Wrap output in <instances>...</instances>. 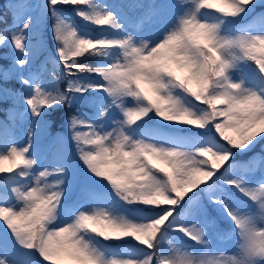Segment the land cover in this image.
Masks as SVG:
<instances>
[{
    "label": "snow or ice",
    "instance_id": "obj_1",
    "mask_svg": "<svg viewBox=\"0 0 264 264\" xmlns=\"http://www.w3.org/2000/svg\"><path fill=\"white\" fill-rule=\"evenodd\" d=\"M258 8L264 0L5 5L0 22L9 12L14 22L0 30V104L12 101L0 120V264H254L264 256ZM46 22L54 55L45 60L67 80L64 91L55 73L43 82L37 64L46 49L33 41ZM74 104L88 111L67 116L70 136L54 138L51 159L39 155L53 114ZM68 140L87 177L76 198ZM206 228L231 237L230 253L210 247Z\"/></svg>",
    "mask_w": 264,
    "mask_h": 264
},
{
    "label": "rangeland",
    "instance_id": "obj_2",
    "mask_svg": "<svg viewBox=\"0 0 264 264\" xmlns=\"http://www.w3.org/2000/svg\"><path fill=\"white\" fill-rule=\"evenodd\" d=\"M6 1L7 0H5V2ZM121 1H123V0H121ZM13 2H20V3L26 4V5L30 6V7H33V6H35V5L39 4V3H42L43 0H8V4L13 3ZM109 2L118 4V0H109ZM137 12H138V10H137ZM8 16H9V14H8ZM48 19L50 20V18H48ZM74 20H75V23L78 25L77 18L74 17ZM13 22H14L13 21V18L9 16V23H6L4 25V28L3 29H5L7 26L11 25ZM46 27H47V22H46L45 26L41 29V31L38 34V36L33 41V43L36 44L37 47L40 46L41 42L43 43V45L45 47V42H44V39H43L42 36H43V30ZM45 61L46 60H43L42 61L43 63H42V67H41V79L43 80V82L47 83L51 79V74L52 73L57 74L56 71H59V69L56 67L55 63H53L52 66H47L46 63H45ZM39 65H41V63H39ZM56 81H57L56 86L61 90V88H60V78L57 75H56ZM2 86L3 85L0 84V87H2ZM8 87L10 89H13V90H19L21 86L19 84H16V85H10ZM166 123H169V122H166ZM30 124H31V120H29L27 123H25L23 125V127L20 129V131L18 133L20 137H23L24 136V134L26 133V131H27V129H28V127H29ZM177 127H180V126L177 125ZM49 130L50 129L48 128L42 134V136L40 138L39 145H38V154L41 155V156H46L49 159H51L52 153L54 152L55 147H56L55 144H54V138L57 137V136L53 137L51 139V141L49 143H47V137H48ZM161 131L165 132L164 130H161ZM66 147L68 148V142L66 144ZM259 167H260V164H259V159H258V164H257V169L258 170L255 173V175L257 176V178H259V176H260ZM205 231H206V235L208 236V239H209L210 247L212 249H217L218 248V249H222V250H225V251H227V252L230 253L231 249L234 246L233 243L231 242V240L225 241L223 243H217V240H216V244H215L214 240L211 237V236L214 237L213 230L206 228ZM121 254H123V252ZM217 254H219V253H217Z\"/></svg>",
    "mask_w": 264,
    "mask_h": 264
},
{
    "label": "trees",
    "instance_id": "obj_3",
    "mask_svg": "<svg viewBox=\"0 0 264 264\" xmlns=\"http://www.w3.org/2000/svg\"><path fill=\"white\" fill-rule=\"evenodd\" d=\"M8 4V0L5 2V0H0V17H4L5 16V5ZM258 11H263V10H258ZM50 18V17H49ZM6 21L7 23H9V16L7 15L6 17ZM79 22H81L80 20H78ZM6 23L4 22H0V30H2L4 28V25ZM43 39H44V42H45V49L46 51L44 52L43 55H41V57H46V56H49L50 54L51 55H54V41L52 39V35H51V32H50V28H48V26L46 28H44L43 30ZM10 51V50H9ZM6 58V55H5V52L3 51H0V60H3ZM81 62L82 63H85V64H88V65H92L95 63V58L94 57H84L81 59ZM48 64L49 65H52V62L50 60H48ZM3 67V64H0V68ZM56 75L60 78V88H61V91H64L66 88H67V80L66 79H63L60 77L59 75V71H56ZM17 83L10 79L9 82H8V86L10 85H16ZM7 105V104H6ZM5 104H0V114H3L4 112V108L6 106ZM76 108H80L82 111L83 110H88L87 106L85 105H82V104H74L72 109H62V110H59L58 112L54 113L53 116L51 117V123H50V126H49V129L50 131H60V130H65L69 136H70V133L67 129V125L65 123L66 119H67V116L69 114L71 115H75L76 114ZM157 120H159V118H157ZM155 123V122H153ZM161 124H166L165 121H160ZM194 129V128H193ZM193 129H191L193 131ZM197 131V130H195ZM70 145H72L71 141H70ZM71 147V146H70ZM72 147L74 148V145H72ZM69 153L72 154V155H75V149L73 150V152L71 153V150L69 148ZM258 151H261V147L258 146L257 149H256V152ZM249 155H252V153H250ZM74 162V166H75V171H76V165H78L76 163V161H78L77 157H72L71 158ZM76 177V175H75ZM226 225V228L228 227L227 224ZM165 243V246H167V241L164 242ZM113 244V247H120V242L118 241H113L112 242Z\"/></svg>",
    "mask_w": 264,
    "mask_h": 264
},
{
    "label": "clouds",
    "instance_id": "obj_4",
    "mask_svg": "<svg viewBox=\"0 0 264 264\" xmlns=\"http://www.w3.org/2000/svg\"><path fill=\"white\" fill-rule=\"evenodd\" d=\"M264 260V256H259L255 258L254 264H260V261Z\"/></svg>",
    "mask_w": 264,
    "mask_h": 264
}]
</instances>
